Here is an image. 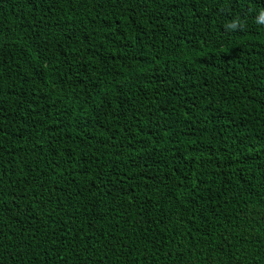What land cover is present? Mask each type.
<instances>
[{
    "label": "trees",
    "instance_id": "1",
    "mask_svg": "<svg viewBox=\"0 0 264 264\" xmlns=\"http://www.w3.org/2000/svg\"><path fill=\"white\" fill-rule=\"evenodd\" d=\"M259 7L0 0V264H264Z\"/></svg>",
    "mask_w": 264,
    "mask_h": 264
},
{
    "label": "clouds",
    "instance_id": "2",
    "mask_svg": "<svg viewBox=\"0 0 264 264\" xmlns=\"http://www.w3.org/2000/svg\"><path fill=\"white\" fill-rule=\"evenodd\" d=\"M255 23L258 25H264V7H259L254 17ZM225 31H244L246 28V22L243 21L238 15L233 19L227 21L224 25Z\"/></svg>",
    "mask_w": 264,
    "mask_h": 264
}]
</instances>
